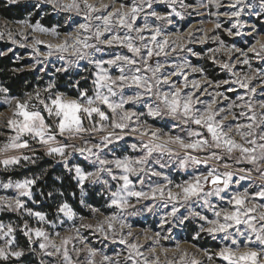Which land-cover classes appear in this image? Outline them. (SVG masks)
<instances>
[{"label": "rangeland", "instance_id": "1", "mask_svg": "<svg viewBox=\"0 0 264 264\" xmlns=\"http://www.w3.org/2000/svg\"><path fill=\"white\" fill-rule=\"evenodd\" d=\"M4 1L21 3L27 13L19 20L0 17V43L5 44L1 52L11 53L23 63L22 69L32 70L36 83L31 91L21 95L0 91V146L9 143L10 137L16 135L8 120L21 119L13 116L17 101L27 102L30 111L41 113L55 141L50 145L44 144L39 138L26 134L21 137V142L27 141V147L0 153V160L8 156L20 158L16 164L5 166L0 163V225H3L0 228V248L7 254L6 259L0 258V264H89L90 259L93 264H191L193 260L197 264H230L219 255L224 248H231L236 253L255 251L257 264H264V244L257 239L258 233L264 235V219L260 218L264 214V197L257 195L264 191V159L259 158L258 147L264 143L259 139L264 134V108L261 107V102H264V0H151L150 7L149 0H75L79 11L64 7L73 0ZM86 4L97 11L90 13ZM133 6L141 10L135 21L129 18L133 24L130 30L119 20ZM153 12L162 18L157 19ZM233 12L240 14L234 16ZM109 13H113L110 31L97 40L94 34L97 28L103 29V17ZM85 23L90 26L86 31L79 27ZM40 28L47 31H40ZM135 29L142 31L138 33ZM156 29H159V34L153 40ZM112 35L130 36L135 46L140 48V53H132L126 45L105 43ZM85 37L93 47L80 45V52H74L73 45L77 39L83 41ZM61 43L68 45L67 51L52 49V54L48 55V45ZM161 44L163 49L159 46ZM149 49L152 50L150 57ZM117 55L128 56L136 63H104L102 66L108 74L115 79L122 74L121 68L126 76L139 68V74L153 85V94H146L144 88L135 84L121 88L117 81L112 85L116 95L110 99L119 102L122 96L126 99L137 92L142 93L141 99L126 103L123 111L117 110L116 113L105 104H94L105 113L106 120L102 121L95 113L91 118L80 113L85 131L61 134L57 127L59 118L54 113L49 115L45 105L51 106V100L60 94L65 100H77L86 106L87 98L95 99L96 95V79L100 71L96 62H106ZM157 64L161 68L153 77L148 68L155 69ZM64 72L67 73L65 79L58 85L57 74ZM165 77L169 81L167 84L163 83ZM157 79L161 81L158 86L161 93L180 88L183 98L190 95L194 112L205 113V109L212 105L214 121L222 125V132L245 147L253 146L245 144L236 132V125L254 123V129L245 128L244 131L252 133L247 139L257 141V160L253 162L246 158L238 149L228 152L226 146L215 147L205 126L193 123L182 113L169 114L155 95ZM81 81L84 87L78 85ZM245 81L248 88L240 86ZM60 86L73 89L77 96L61 91ZM0 89H5L1 83ZM102 91L108 94L107 89ZM81 92L86 95L82 97ZM149 106L158 107L161 114L149 115ZM124 111L135 115L126 122L125 128H113V121L119 122ZM252 116H255L254 122ZM185 119L188 123H184ZM192 132L200 136H191ZM112 133L120 138L116 139L110 135ZM105 136L112 140L106 147L102 142ZM169 136H180L185 143L203 138L208 144L201 149H183L169 142ZM98 144L101 149L97 155L107 161L126 157L134 161L145 155V145L152 144H167L172 152L154 150L146 164L134 165L140 170L128 174L132 181L129 190L149 195L142 198L130 196L127 206L121 209L112 204V193L120 190L124 194V182L120 179L124 172L114 163L103 166L112 174L102 171L96 181L86 179L81 184L77 177V166L85 173H94L101 168L96 155L78 151ZM62 145L69 146L64 157L48 154L49 146ZM212 153L220 159L211 158ZM186 157H196L202 162L194 164ZM204 160L207 163H203ZM51 170L64 171L71 176L78 189L82 212L61 198L58 187L49 189V199L45 200L36 184ZM209 170L219 175L221 181L213 184L211 177L207 181L201 180L202 192L185 200L182 188L177 186L185 185L197 176H207ZM16 172L21 175L15 177L13 174ZM154 172L160 175H154ZM226 173H231L227 187L223 184ZM25 180L34 181L28 189L30 195H20L21 189L15 186ZM158 185L164 187L163 196L159 192L152 196V189ZM217 188L221 189L219 195L215 194ZM89 191L98 205L88 201ZM169 192L176 194V199H171ZM236 196L244 201L239 207L241 223L233 224L227 232H208L211 227L208 221L217 219L216 212L236 210L233 199ZM17 199L23 207H16ZM44 202L54 204V211H44ZM64 203L72 209V217L59 211ZM174 207L177 211L171 214ZM253 208L254 211H248ZM34 213H42L45 219L41 221ZM113 216L116 219H111ZM220 221L223 222V215ZM9 226L13 230L10 234ZM35 229H41L47 240L36 237ZM65 239L67 244L63 243ZM41 243L47 244V248L41 249ZM65 248L70 260L64 257ZM89 249H95L96 255L91 256ZM16 251L23 254L19 257L11 255Z\"/></svg>", "mask_w": 264, "mask_h": 264}, {"label": "snow or ice", "instance_id": "2", "mask_svg": "<svg viewBox=\"0 0 264 264\" xmlns=\"http://www.w3.org/2000/svg\"><path fill=\"white\" fill-rule=\"evenodd\" d=\"M49 2H52V0H49ZM151 6V0H149V7ZM68 10L75 9L76 11H79V4L73 0L72 3L66 4L64 6ZM86 7L88 8L89 12L97 11L92 5L86 4ZM102 7H107V5H102ZM136 6H133L128 13H124L120 16L119 23L132 30L133 24L129 22V18L132 21H135L137 13L140 11ZM239 12H233L232 15L239 16ZM113 13H109L108 16L103 17V29L97 28L95 32V38L97 40H100V38L104 35L105 32H109L110 28L109 25L111 23V16ZM152 15L157 16L155 12L152 13ZM162 17L157 16V19H161ZM80 29L82 30H88L90 27L88 24H81ZM147 27V25H145ZM40 31H47V29L40 28ZM138 33L142 31L141 29H135ZM53 33H55V29L52 30ZM159 34V29H156L155 34L152 36V39H156V35ZM88 37H85L83 41L77 39L76 44L73 45L74 52H80V45L83 46V48H91L93 45L89 44ZM142 39V37H141ZM108 45L112 44H121L126 45L134 54L140 53V48L136 47L132 38L128 35H125L124 37H120L119 35H112L110 39L107 41H104ZM161 49H163L164 45H159ZM50 51L48 55H51L52 49H55L59 52H65L68 50V45L66 43L56 44V45H48ZM264 47V45H262ZM152 55V50H148V56L150 57ZM122 61L127 65H134L136 61L128 56H122L117 55L114 59H110L106 62L104 61H97L96 66L100 71L97 73V79H96V95L95 99L92 97L87 98L86 106L82 105L77 100H65L63 99L62 95L57 94L54 99L51 100V106L45 105V108L49 115L55 114L56 117L59 118V123L57 125L59 131L61 134L64 132H74L79 133L85 131V129L82 126L81 122V115L80 113L86 114L89 118L92 117V114H97L100 119L106 120L108 117L105 115L103 111H101L99 106H93L97 103H102L107 105L109 109L112 110L113 113H116L117 110L123 111L124 105L129 102H138L141 99L142 93L137 92L133 96H128L126 99L122 96L119 102H115L110 97L115 96L116 93L113 91L112 85H115L117 81L120 82V87L123 88L126 84H135L139 87H142L145 89L146 94L152 95L153 94V85L148 82V79L146 77L141 76L140 69L136 68L135 71L130 76H126L123 74L124 69L121 68V75L115 79H113L107 72L106 69L103 68V64L107 63L108 65L116 64L117 62ZM247 62V61H245ZM147 67V64H145ZM225 67H228L227 64L224 65ZM161 65L157 64L155 69L148 68V70L152 71L153 77L156 76V73L160 71ZM231 70V69H229ZM250 79V78H249ZM163 83L167 84L169 83L167 77L164 78ZM161 84V81L159 79L156 80V86L157 91L155 92V95L157 99L164 105V107L167 109L168 113L171 115H178L180 113L183 114L184 117L190 118L193 123L197 125H203L207 128V131L211 134L212 141L214 142L215 147L220 148L222 146H226L228 152H232L234 149L240 150L242 155H246V158L251 159L253 162L257 160V156L255 155L256 151V139H247L249 135H251V131L245 132L244 129L247 128L249 130L254 129V123H250L247 125H236V132L241 136V139L245 141V144L252 145L253 147H245L244 144L237 143L236 141L232 140L231 138H228L225 133L222 132V125L220 123H216L214 121V112L212 110V105H209L207 109H205V113H199L193 111V100L192 97L189 95L187 98H183L181 96V89L176 88L175 91L171 92H164L161 93L159 91V85ZM241 87L248 88L249 85L247 81L242 82ZM52 85H49V88H51ZM103 89H107V95L104 94L102 91ZM0 91H6V89H0ZM251 91L255 92V89H251ZM82 97L86 95V93L81 92L80 94ZM41 103H44L41 101ZM261 107L264 108V102H261ZM148 114L151 116H159L161 114L160 109L158 107L154 108L152 106L148 107ZM135 115V113L130 111H124L123 115L120 116V121L116 122L113 121V128H125L126 122L130 121L132 117ZM243 115V113H242ZM14 117H20L21 119H9L8 124L10 127L14 129L16 132V135L10 137V142L7 143L4 146H0V153H6L9 149H19V148H25L27 147V141L21 142V137L26 134H31L33 138H39L42 143L44 144H51V142L55 141V136L50 133L49 126L45 123L44 117L41 115L39 111H30L28 109L27 102L21 103L20 101L16 102L15 110L13 112ZM252 121H255V116L251 117ZM184 123H188V120L185 119ZM116 139H119L120 137H116L115 133L110 134ZM153 137L156 136V133H152ZM191 136H200L199 133L192 132L190 133ZM260 140H264V134H261L259 137ZM169 142L178 144L183 149H201L205 145L208 144V141L206 139L200 138L196 140H192L189 143H185V141L180 136H169L168 138ZM102 142L104 146L106 147L107 144L112 143V140L109 139L108 136H105L102 138ZM69 147L68 145H62L58 147H52L49 146L48 148V154H58L61 157L65 156V150ZM260 149V159H264V143L259 144ZM93 148L96 149V151H93ZM146 152L145 155L142 157H139L136 160H131L129 158H124L122 160L118 159L115 161H107V160H101L97 153L101 149V145H94L92 147L86 148V149H78V151L83 154L84 152H87L89 156L96 155L97 160H99V163L101 165V168L98 169L94 173H85L79 166L76 167L75 171L77 174V177L79 179V182L81 184L84 183L86 179H92L93 181H96L100 178L101 172L107 170L109 174L111 175L110 169H105L103 166L114 163L116 168L122 169L124 172V175L120 177V179L123 180V195L121 194V191L118 190L117 192L112 193V204L116 205L117 207L123 209L127 206L128 203V197L135 196L137 198L147 197L149 193H145L142 191H130V186L132 184V181L129 179V173H136L138 170L137 167H134V165H144L147 163L149 156H151L152 152L154 150H161V151H168L169 153L172 152L171 148L167 147V144H152L151 146L145 145ZM187 159H191V161L194 164H199L202 161L197 159L196 157H186ZM214 159H220L219 156H217L215 153H212V157ZM19 157L17 156H8L7 158L0 160V163L4 164L5 166L16 164L19 162ZM24 159H29L28 157H24ZM184 162L182 161V164ZM203 163H207V160H204ZM154 175H160V173H153ZM211 177L212 183L217 184L221 181V177L219 175H214L213 170H209V173L207 176H197L192 181L186 182L185 185H178L177 187L182 188L183 191V198L187 200L189 197L197 196L199 195L202 190L203 186L201 184V180L207 181ZM115 179L116 177L113 176ZM231 179V173H226L225 178L223 179V184L225 187L228 186V183ZM34 183V181L31 180H25L23 182H18L15 186L18 189H21L20 195H30V191L28 190L30 188V185ZM5 187H8V185H5ZM221 189H216V195H219ZM159 192L161 196H163L164 187L163 186H156L152 189L151 195L155 196L156 193ZM211 195V193H209ZM258 196L264 197V191H261L257 193ZM169 197L171 199H176V194H173L169 192ZM234 203L237 206L236 210L234 211H224L216 212L215 215L217 219L208 221V223L211 225L207 229L210 233H216V232H227L228 228L232 227L233 224H239L241 223V212L239 210V207L243 205L244 201L239 197L236 196L233 198ZM207 203V201H206ZM15 205L17 208L23 207L22 202L17 199L15 201ZM11 207V205H9ZM59 211L64 213L65 215L72 217L74 213L72 212V209L69 207L67 203H64L60 206ZM95 211V210H94ZM177 209L174 207L171 214H175ZM249 212L254 211L253 209H248ZM31 214V213H30ZM41 221L45 219V216L42 213H34ZM223 215V222L220 221V217ZM261 219H264V214H261ZM111 219H116L115 216H113ZM203 219V217H202ZM252 219V218H249ZM245 223L248 221L245 220ZM109 227H111V224H109ZM249 227L252 228L253 231H256V229L249 224ZM0 228H3V225H0ZM103 229H101L102 231ZM11 226L8 228V233L10 234L12 232ZM31 231V230H29ZM28 234V233H26ZM34 234L36 237H43L45 240H47V236L41 229H35ZM257 239L261 241L262 244H264V235L257 234ZM122 243L124 241H121ZM235 242V241H234ZM11 243V241L9 242ZM64 244L68 243V240L65 239L63 241ZM47 244L41 243L40 247L41 249H46ZM53 247H56L55 245H52ZM130 247H136L135 245H130ZM57 252L59 251V248L56 249ZM91 254V256L96 255L95 249H89L88 250ZM23 253L21 251L12 252L11 255L13 256H21ZM51 254V253H49ZM220 256H222L225 260L229 261L230 264H248V262H251V264H257V252L255 251H247L244 253H236L233 252L231 248H224L219 253ZM64 257L66 260H70V257L68 255V251L65 248L64 250ZM0 258H7V254L5 253L4 249L0 248ZM104 259H108V257H104ZM181 260H183V257H181ZM89 264H93L92 260H89ZM191 264H197V261L193 260Z\"/></svg>", "mask_w": 264, "mask_h": 264}, {"label": "trees", "instance_id": "3", "mask_svg": "<svg viewBox=\"0 0 264 264\" xmlns=\"http://www.w3.org/2000/svg\"><path fill=\"white\" fill-rule=\"evenodd\" d=\"M27 9L21 3H7L4 0H0V17L10 19V20H19L25 17ZM5 48V44L0 43V83L1 85L10 93L14 95H21L32 90L33 86L36 83L35 74L32 70L22 69L21 65L23 63L18 62L11 53H2L1 51ZM63 74H57V84L59 85L64 81ZM79 74H75L78 76ZM86 83V82H85ZM80 87H84L81 82H78ZM87 87V86H86ZM61 91H68L70 95L77 96V92L68 90L65 86L59 87ZM15 177H19L21 173H14ZM58 177V179H57ZM60 179V180H59ZM40 187V193L45 197V200L49 199V189L58 187L57 191H61L60 196L64 198L76 211L82 212V207L78 202V189L76 184L72 180L71 176L65 173L64 171L51 170L48 171L45 176L39 180L36 184V187ZM48 189V190H47ZM88 201L93 205H98V201L94 195L89 191ZM45 207V208H44ZM44 211L53 212L55 209L54 204L51 202H44L43 204Z\"/></svg>", "mask_w": 264, "mask_h": 264}, {"label": "water", "instance_id": "4", "mask_svg": "<svg viewBox=\"0 0 264 264\" xmlns=\"http://www.w3.org/2000/svg\"><path fill=\"white\" fill-rule=\"evenodd\" d=\"M211 182H212V180H211Z\"/></svg>", "mask_w": 264, "mask_h": 264}]
</instances>
